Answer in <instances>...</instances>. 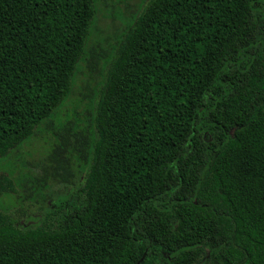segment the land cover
<instances>
[{
	"label": "trees",
	"instance_id": "16d2710c",
	"mask_svg": "<svg viewBox=\"0 0 264 264\" xmlns=\"http://www.w3.org/2000/svg\"><path fill=\"white\" fill-rule=\"evenodd\" d=\"M96 2L0 0V157L55 135L36 176L0 171L54 201L0 211V264H264V0H145L110 51ZM80 62L91 118L56 126Z\"/></svg>",
	"mask_w": 264,
	"mask_h": 264
},
{
	"label": "rangeland",
	"instance_id": "374dc122",
	"mask_svg": "<svg viewBox=\"0 0 264 264\" xmlns=\"http://www.w3.org/2000/svg\"><path fill=\"white\" fill-rule=\"evenodd\" d=\"M144 1L97 0V12L91 25L87 47L98 43L100 48L110 51L116 45L120 35L127 29L132 13L136 12ZM100 79L101 76L97 71L90 72L84 63L80 62L72 79L71 91L57 110L53 123L56 126L64 120L77 122L80 126L88 123L92 111L89 109L88 99L84 98L87 92L86 83L91 80L89 88L95 87L96 82H99ZM54 141L53 130L47 128L45 123L41 124L29 140L8 155L0 157V171L12 173L13 177L20 182L26 181L28 176H36L35 169L45 162L44 157ZM48 183V187L53 189L54 193L61 194L57 182L50 181ZM20 187H17V192L14 194L5 193L0 196V211L9 207V212L20 227L35 225L47 211L46 203L52 204L54 201L48 198L44 203L34 201L32 198L20 200V196L23 194L31 195L28 190L25 192ZM57 199L61 201L64 200V197L58 195Z\"/></svg>",
	"mask_w": 264,
	"mask_h": 264
}]
</instances>
